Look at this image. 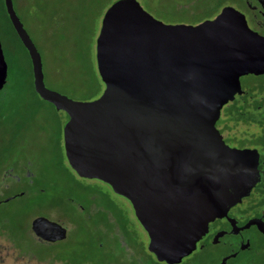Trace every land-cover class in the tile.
Instances as JSON below:
<instances>
[{
	"label": "water",
	"instance_id": "95a60500",
	"mask_svg": "<svg viewBox=\"0 0 264 264\" xmlns=\"http://www.w3.org/2000/svg\"><path fill=\"white\" fill-rule=\"evenodd\" d=\"M4 9L26 50L36 94L63 110L62 146L82 177L106 182L130 203L156 258L175 262L258 180L257 151L227 145L214 126L220 107L240 92L239 76L264 72V39L224 5L193 24L164 23L137 0H112L94 41L103 83L94 98L75 100L43 82L40 55L16 15ZM6 62L0 46V88ZM40 240L65 228L30 220Z\"/></svg>",
	"mask_w": 264,
	"mask_h": 264
},
{
	"label": "rangeland",
	"instance_id": "374dc122",
	"mask_svg": "<svg viewBox=\"0 0 264 264\" xmlns=\"http://www.w3.org/2000/svg\"><path fill=\"white\" fill-rule=\"evenodd\" d=\"M11 1L40 55L45 86L75 100L96 97L103 83L94 41L112 0ZM137 1L164 23L193 24L216 8L213 0ZM4 12L0 1L6 62L0 88V264H160L146 247L129 201L106 182L77 175L67 163L62 146L67 115L32 90L26 53ZM242 83L261 86L264 75L246 74ZM39 215L61 222L65 237H35L30 220Z\"/></svg>",
	"mask_w": 264,
	"mask_h": 264
},
{
	"label": "flooded vegetation",
	"instance_id": "af4514ba",
	"mask_svg": "<svg viewBox=\"0 0 264 264\" xmlns=\"http://www.w3.org/2000/svg\"><path fill=\"white\" fill-rule=\"evenodd\" d=\"M0 1L4 9L3 0ZM213 2L216 3V8L205 16L206 18L215 15L222 6L229 5L242 14L251 31L264 39V0ZM244 75L246 74L239 76L241 91L234 93L232 99L220 107L214 126L227 145L256 149L259 178L248 192L228 206L222 215L207 222L193 247L178 261L167 262L158 259L148 249L160 264H264V84H244ZM254 75H264V72ZM249 124H253L254 128H234L237 125ZM64 228L63 237L57 240L65 237L67 231L65 226ZM142 229L146 235L147 247L148 237L143 227Z\"/></svg>",
	"mask_w": 264,
	"mask_h": 264
},
{
	"label": "trees",
	"instance_id": "16d2710c",
	"mask_svg": "<svg viewBox=\"0 0 264 264\" xmlns=\"http://www.w3.org/2000/svg\"><path fill=\"white\" fill-rule=\"evenodd\" d=\"M3 12H4V9H3ZM4 14L6 15V13L4 12ZM6 18H7V15H6ZM7 20H8V18H7ZM8 22H9V20H8ZM9 24H10V22H9ZM10 26H11V24H10ZM11 30L13 31V33H14V35L17 37V35H16V33L14 32V30H13V28H12V26H11ZM18 38V37H17ZM19 40V39H18ZM20 42V41H19ZM20 45L22 46V44L20 43ZM22 48L24 49V51H25V53H26V50H25V48L22 46ZM26 56H27V59H28V64H29V68H30V63H29V58H28V55H27V53H26ZM30 75H31V73H30ZM30 86H31V88H32V83H31V77H30ZM32 90H33V88H32ZM34 91V90H33ZM35 92V91H34ZM36 93V92H35Z\"/></svg>",
	"mask_w": 264,
	"mask_h": 264
}]
</instances>
